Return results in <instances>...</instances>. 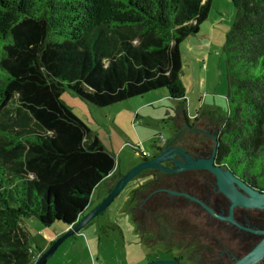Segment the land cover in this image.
Here are the masks:
<instances>
[{
  "label": "trees",
  "instance_id": "obj_1",
  "mask_svg": "<svg viewBox=\"0 0 264 264\" xmlns=\"http://www.w3.org/2000/svg\"><path fill=\"white\" fill-rule=\"evenodd\" d=\"M213 1L0 0V119L13 100L19 105L10 126L0 129V264H35L42 253L31 247L24 220L76 225L116 169L115 154L63 94L106 108L165 90L188 121L181 108L187 96L181 47L200 32ZM231 2L236 18L223 49L227 115L202 112L200 118L217 127L216 165L261 192L264 0ZM157 147L155 155L164 146ZM173 177L164 174L163 182ZM144 204L133 193L129 214L141 243L151 247L157 232L165 249L172 248L169 237L179 229L168 211L179 205L162 196ZM195 250L188 260L206 264Z\"/></svg>",
  "mask_w": 264,
  "mask_h": 264
},
{
  "label": "rangeland",
  "instance_id": "obj_2",
  "mask_svg": "<svg viewBox=\"0 0 264 264\" xmlns=\"http://www.w3.org/2000/svg\"><path fill=\"white\" fill-rule=\"evenodd\" d=\"M233 6L231 0H214L210 17L202 24L201 32L187 38L181 47L184 60L181 78L187 86V98L191 101L190 104L192 103L190 106L193 113L192 118L198 109L201 110L202 106L205 110L202 109L203 112L216 113L222 117L227 115L228 84L223 49L226 43V34L236 18ZM209 43L211 46L208 48L206 44ZM209 50L210 54L215 56L214 60L209 61ZM220 59H222V63L219 64L218 60ZM218 65H221L220 69L217 67ZM221 71L223 72L222 78ZM157 96L161 99L166 96L167 99H163L165 102L148 105ZM62 98L78 113L87 114V117L84 118H87V123L93 133L98 134L104 147L115 154L117 173L110 182L112 185L116 184L118 177L125 175L141 162L142 157L133 149L134 146H139L141 150L144 148L150 153L153 152L154 139H159V143L162 144L161 136L165 141H168L176 133V126L171 120V116L176 114L177 102L168 97L165 90H156L153 93L144 94L106 108L89 105L87 101L75 96L72 92H65ZM140 106L142 112L137 119H135V111H133L135 112L132 113L133 115L121 114L126 108L137 109ZM18 108V103L13 100L7 112L0 119V129L10 126L16 118ZM142 182L143 178L134 179L122 190L116 201L107 208L102 216L95 218L96 220L110 216L113 223L120 224L123 229L122 235L109 225L102 233H94L95 241L91 243V247L88 245L84 247L81 241L75 244L72 238H68L49 258L47 264H146L152 260H172L173 256H182L187 262L189 261L187 254L193 251V246L194 249H197L198 244L199 247L206 244L207 250L202 251L203 260L206 264H214L220 258L219 254L222 251L214 245V237L230 238L232 235L235 238L239 235L235 231H230L227 226L211 219L199 208L182 205L177 207L176 211L173 209L168 211V215L174 221V226L179 229H177L176 235L169 237V245L176 248L175 250L165 249V242L157 240L163 234L158 235L157 232L150 235L153 238L151 247L141 243L132 222L133 219L123 211V205L129 200L131 191ZM104 185L97 191L103 189ZM97 191H94L96 195ZM182 222L189 230L183 229ZM24 223L31 247L42 254L47 250L45 246L49 242L48 239L65 229L61 223L44 227L34 218L25 219ZM44 249L45 251H42Z\"/></svg>",
  "mask_w": 264,
  "mask_h": 264
},
{
  "label": "flooded vegetation",
  "instance_id": "obj_3",
  "mask_svg": "<svg viewBox=\"0 0 264 264\" xmlns=\"http://www.w3.org/2000/svg\"><path fill=\"white\" fill-rule=\"evenodd\" d=\"M177 125L178 128L176 129L174 137L166 141L165 144L163 143V145L158 146H164V149L165 146L169 145L176 148L175 150H183L190 158L193 159L208 160L214 156V162L216 165L217 127L212 122L200 118V115L196 116L194 119L189 118L188 121H185L184 118L183 120H180V123H177ZM156 148L158 147L156 146ZM150 157H153V155H150ZM150 157L148 159H151ZM176 160L184 161L185 159L183 156L175 154V161ZM173 163L174 162L172 160H169L163 163V165L173 169L175 168L176 162L174 164ZM164 174L172 173H163L158 171V169H150L142 172L138 177L143 178V182L131 191L129 197L130 205L132 203L133 193L136 191L141 193L143 204L151 200L152 197L162 196L163 199L168 197L174 206H195L217 223L227 226L230 231L238 233L239 235L235 238L232 235L230 238H226L225 236L214 237V245L220 248V250L222 249L220 252L221 254H219L220 258H218L214 264H235L238 259L243 258L251 252L252 249L260 243L262 238H264V236L257 234V232L264 230V210L244 209L243 207L234 208L233 219L235 223L233 224L232 222L226 220L214 218V216L203 209L197 202L191 201L184 196H176L162 191L172 190L169 188L172 187L173 192L186 193L187 195L200 199L201 202L213 209L218 216L227 217L230 215L231 202L225 195L219 192L215 182L216 178L211 172L201 169L188 171L184 170L179 173H174L173 180H166L167 184L163 182ZM186 174L189 176H186ZM235 176L244 181L243 178L237 175ZM244 183L248 185L245 181ZM248 186L257 190L250 185ZM260 193H264V191H261ZM130 205L128 206V212ZM140 209H142V206H140ZM205 246L206 244L199 247L198 244L197 250L194 249V246L192 248L196 252L198 250L199 252H202L207 250ZM169 249L175 250L176 248L169 247ZM209 251H211V249H209ZM189 253L187 254V257ZM178 258L181 259L178 260ZM172 260H177L183 262L184 264H194L190 261L185 262V259L182 256H173ZM258 264H264V258Z\"/></svg>",
  "mask_w": 264,
  "mask_h": 264
},
{
  "label": "water",
  "instance_id": "obj_4",
  "mask_svg": "<svg viewBox=\"0 0 264 264\" xmlns=\"http://www.w3.org/2000/svg\"><path fill=\"white\" fill-rule=\"evenodd\" d=\"M169 145L165 146L162 152L153 156L151 159L142 158L141 162L134 168L128 171L125 175L121 176L112 190L108 193L107 197L101 204H98L87 215H83L76 225L68 227L67 231L53 242L48 249L40 256L35 264H47L49 258L55 254L59 246H61L68 238H72L78 235L86 226H88L95 218L100 217L107 208L116 201L125 189L134 179H136L144 171L150 169H158L163 173H179L184 170H206L211 172L215 176V182L219 192L225 195L231 202L230 215L227 217L218 216L213 209L204 204L195 197L187 195L186 193H177L172 190H162L169 194L176 196H184L191 201L197 202L209 212L214 218L226 220L235 223L233 219V210L237 207H243L244 209H258L264 210V193H260L257 190L252 189L242 181V179L236 177L230 170L218 167L215 165L214 156L208 160L193 159L190 158L183 150H175ZM175 154L184 157V161L176 160ZM172 160L175 163V168H168L163 163ZM173 163V164H174ZM257 234L264 236V230L257 232ZM264 258V238L256 245L251 252H249L243 258L236 261L235 264H258ZM146 264H184L177 260H152Z\"/></svg>",
  "mask_w": 264,
  "mask_h": 264
},
{
  "label": "crops",
  "instance_id": "obj_5",
  "mask_svg": "<svg viewBox=\"0 0 264 264\" xmlns=\"http://www.w3.org/2000/svg\"><path fill=\"white\" fill-rule=\"evenodd\" d=\"M202 26V25H201ZM200 32H201V27H200ZM199 32V33H200ZM198 33V34H199ZM207 39L209 38V37H206ZM207 46H208V48L211 46V44L209 43V44H206ZM213 54V53H212ZM208 55H210V56H208L209 57V61H211V59H213L214 60V55H211L210 54V50H209V54ZM219 61V64L220 63H222V59H220V60H218ZM220 66L221 65H218L217 67L220 69ZM221 70H222V68H221ZM207 76H210V75H207ZM222 76H223V72L221 71V78H222ZM207 79V78H206ZM183 81V80H182ZM201 82V79L199 80V83ZM207 82H208V80H207ZM185 87H186V89H187V86L185 85ZM199 88H200V86H199ZM188 91V90H187ZM187 91H186V95H187ZM153 93V92H152ZM157 93V92H156ZM164 100H166L167 98H166V96L163 98ZM163 99H161L159 96H157V97H155L154 99H152L153 101H150L149 103H148V105H150V104H155V103H157V102H162V101H164ZM165 102V101H164ZM176 102V101H175ZM190 102L191 101H189V99L187 98V96H186V100H185V103L181 106V108H183L184 109V111H186V113H187V115H188V117L189 118H191V119H194L196 116H198V115H200L202 112H203V106L201 107V110L200 109H198L197 111H196V113H195V115L193 116V118H192V116L191 115H193V113H192V110L190 109V106L192 105V103L190 104ZM178 105H179V102H177V111H176V114H174V116L172 115L171 116V120H173L174 121V123H175V126H176V129L178 128V125H177V123H180V120H183L184 119V116H183V113H178ZM201 105H203V104H201ZM189 106V107H188ZM205 106V105H204ZM203 109V110H202ZM73 110H74V108H73ZM79 116H80V118H82V119H84L86 122H87V118L85 119L84 117H87V114H82L83 112H81V113H78L76 110H74ZM133 111H135L136 112V118L135 119H137L139 116H140V114H141V112H142V107L140 106V107H138L137 109H131V108H126V110H123V112L121 113V114H129V115H133L132 113H135V112H133ZM205 111V110H204ZM207 111H209V110H207ZM203 113H205V112H203ZM206 113H208V112H206ZM88 124V123H87ZM89 125V124H88ZM91 128V127H90ZM96 135H98V134H96ZM99 136V135H98ZM100 138V137H99ZM162 138H163V143L164 142H166L165 141V139H164V137L163 136H161L160 137V140H162ZM101 139V138H100ZM155 141H154V145H153V152H150V153H148L149 151H145L144 150V148H142L143 150H144V152H145V154H149V155H153L154 153L156 154V152H157V149H156V146L157 145H163V143L161 144V143H159L160 141H159V139H154ZM165 144V143H164ZM111 152V151H110ZM113 153V152H112ZM154 154V155H155ZM153 155V156H154ZM117 167V166H116ZM116 169H115V171L111 174V175H109V177L107 178V180H106V182L105 183H103V185H104V187H103V189H101V190H96L97 191V195H96V192L95 193H93V196H92V202H91V204H89V206L87 207V209H86V211H85V213H83L84 214V216L85 215H87L93 208H95L98 204H101L102 202H103V200L107 197V195H108V190L110 189V187L112 186V184H110V182H111V180H113V176H116ZM103 185H101V187L103 186ZM100 187V188H101ZM99 188V189H100ZM105 191H106V193H105ZM130 205V199L129 200H127V202L125 203V205H123V211H125L127 214H128V216H130V214H129V212H128V206ZM102 216V215H101ZM111 217L110 216H108V217H103L102 219H96V220H93L88 226H86L80 233H79V235H77V236H74V237H72V240L73 241H75V244L76 243H78L79 241H81L82 243H83V245H84V247H87V245H88V247H91V243L92 242H94L95 241V237H94V233H102V231H104V229L106 228V227H109V225H111L112 226V228H113V230L114 231H118V232H120L121 233V235L123 234V229L121 228V226H120V224L119 223H113L111 220ZM133 222V221H132ZM67 229L68 228H66V229H64L62 232H60V233H58L56 236L54 235V236H52L51 238H49L48 239V243H47V245L45 246V248L47 249V247L51 244V242L54 240H56L57 238H59L62 234H64L66 231H67ZM106 231V230H105ZM136 232L138 233V237H139V232H138V230L136 229ZM123 237V236H122ZM78 238V239H77ZM86 249V248H85ZM42 251H45V249L44 250H42Z\"/></svg>",
  "mask_w": 264,
  "mask_h": 264
},
{
  "label": "built area",
  "instance_id": "obj_6",
  "mask_svg": "<svg viewBox=\"0 0 264 264\" xmlns=\"http://www.w3.org/2000/svg\"><path fill=\"white\" fill-rule=\"evenodd\" d=\"M162 141H163V138H162ZM140 148V147H139ZM142 152H144V150L142 149ZM144 155H146L147 157H149L150 155L149 154H145L144 152Z\"/></svg>",
  "mask_w": 264,
  "mask_h": 264
}]
</instances>
